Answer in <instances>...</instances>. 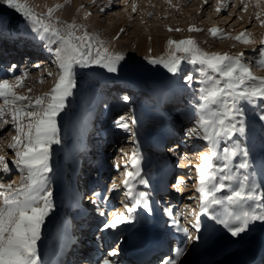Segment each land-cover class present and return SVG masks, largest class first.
I'll use <instances>...</instances> for the list:
<instances>
[{
    "label": "rangeland",
    "instance_id": "rangeland-1",
    "mask_svg": "<svg viewBox=\"0 0 264 264\" xmlns=\"http://www.w3.org/2000/svg\"><path fill=\"white\" fill-rule=\"evenodd\" d=\"M18 2L26 4L46 22L50 19L58 29L77 24L80 26L77 35L86 30L110 53L124 57L114 73L99 66L77 68V87L56 118L60 143L51 145L52 171L47 174L54 208L45 219L37 242L40 264H91L98 252V257L104 258L113 248L119 249L117 264H163L164 259L173 255L175 244L184 239L175 229L176 221L194 236L201 237L187 244L178 264H264V223L257 222L241 238H233L207 214H201L200 232L196 233L193 228L196 214L200 213L196 166L203 153L209 151L208 142L186 135L198 118L195 89L201 79L200 66L183 61L181 71L174 75L163 64L150 63L152 59H169L174 51L168 45L169 40L192 39L208 53L231 56L244 53L243 63L253 75L264 77V67L256 62V52L264 46L260 43L264 39V26L256 14L260 13L264 19V3L257 6L256 0L243 3L241 0ZM56 5L61 7L48 18L47 10ZM0 20L7 25L3 31L8 35L0 34L1 79L22 76L25 72L19 70L20 65L25 67L30 63L23 87L16 91L33 99L50 92L59 69L53 54L47 50L48 40L41 39L32 31L31 21L4 5L3 0H0ZM193 26L202 31H189ZM213 28L227 36L213 37L209 32ZM242 32L255 43L245 44L234 39ZM98 46L94 42V47ZM176 56L182 57L184 53L177 52ZM13 64L18 66L13 68ZM31 69H34L33 77ZM188 74L194 78L192 86L185 83L184 77ZM165 94H169V100L161 102ZM245 112L246 137L237 134L233 140L239 139L242 145L248 146L251 162L248 172L257 183L264 184V169L261 170L264 168L261 132L264 122L258 119L260 107L246 105ZM121 116L125 117L130 131L115 127L113 122ZM4 120L9 123L3 124ZM15 135L11 113L5 111L0 116V156L5 157L10 171L0 170V183H11L14 187L21 179V173L12 163L15 152L9 147ZM227 144L230 146L231 141ZM224 146L222 141L221 148ZM134 150L139 154L140 176L148 184H139L140 177H137L133 181V196L144 192L152 215L148 209L139 207L131 223L105 230L104 221L110 220L113 213L125 212V206L133 202L126 195L124 180L125 172L133 171ZM240 159L237 156L232 164ZM113 183L115 189H112ZM96 192L103 199H98ZM166 209L171 210V215ZM101 211L104 216L99 214ZM153 212L159 215L158 220ZM61 227L69 230L71 237L58 244ZM106 231H114L116 236L112 239ZM157 237L160 244L156 246L152 243ZM123 239L137 246L134 254H122Z\"/></svg>",
    "mask_w": 264,
    "mask_h": 264
},
{
    "label": "snow or ice",
    "instance_id": "snow-or-ice-1",
    "mask_svg": "<svg viewBox=\"0 0 264 264\" xmlns=\"http://www.w3.org/2000/svg\"><path fill=\"white\" fill-rule=\"evenodd\" d=\"M3 3L22 13L31 21L32 31L41 39L48 40L47 50L53 54L54 63L59 69L57 81L51 91L35 99L16 91L23 87L22 81L28 75L26 72L17 76L14 82L0 79V116L5 111L11 113L16 135L9 147L15 152L12 163L21 173L20 183L15 187L11 183H0V264H40L37 242L41 238L45 219L54 208L47 174L52 171L49 164L51 145L60 143L56 118L64 111L68 97L73 95V90L77 87V68L99 66L114 73L124 57L119 53H110L103 47L102 42L86 30L77 35L80 26L75 23L58 29L50 19L46 22L45 18L38 16L18 0H3ZM256 3L259 6L264 0H256ZM59 7L61 6L56 5L49 8L46 16L51 18ZM247 7L245 3V10ZM217 11H220V7H217ZM256 19L264 26L260 13L256 14ZM6 27L0 20V34ZM189 31L202 29L193 26ZM209 32L213 37L227 36L216 28L209 29ZM234 39L245 44L255 43L243 32ZM94 42L99 46L94 47ZM260 43L264 45V39ZM52 45L57 46L53 48ZM168 45L174 49L169 59H152L150 63L163 64L174 75L181 71L180 65L183 61L200 66L198 71L201 79L197 81L199 87L195 89L198 118L195 126L187 129L186 135L208 142L209 151L203 153L200 164L196 166L200 213L196 214L197 222L193 228L199 233V215L207 214L231 237L241 238L257 222L264 223V184L257 183L254 175L248 172L251 167L248 146L242 145L239 139L233 140V137L237 134L246 137V105L260 107L258 119L264 122V77L253 75L250 68L243 63L244 53L238 56L208 53L192 39L169 40ZM177 52L184 53V56H176ZM256 56L258 66L264 67V46L256 52ZM184 80L187 85H193L194 78L191 74L186 75ZM8 123V120L3 121V124ZM113 123L117 128L131 130L123 116ZM261 132L264 134V124L261 125ZM222 141L225 142L223 148ZM228 141H231L230 146ZM237 156L241 159L232 164ZM131 167L133 171L125 172L124 185L127 189L126 195L132 197L133 202L125 206V212L113 213L110 220H105L102 224L105 230H115L120 225L131 223L133 213L139 207L151 211L144 192L133 196V181L137 177H140L139 184H148L140 176L139 154L135 150L131 157ZM0 170L10 171L3 156H0ZM115 188L116 184L113 183L112 189ZM94 195L103 199L99 192ZM217 208H222L223 211H216ZM166 211L171 215L170 209ZM99 214L105 215L103 211ZM174 226L184 239L175 247L173 255L163 260V264H178L186 252L187 244L201 239L199 235L194 236L187 227H181L179 221ZM118 252V248H113L97 264H117L113 258Z\"/></svg>",
    "mask_w": 264,
    "mask_h": 264
},
{
    "label": "bare ground",
    "instance_id": "bare-ground-1",
    "mask_svg": "<svg viewBox=\"0 0 264 264\" xmlns=\"http://www.w3.org/2000/svg\"><path fill=\"white\" fill-rule=\"evenodd\" d=\"M206 5V4H205ZM52 24H54V23H52ZM2 33H4L5 34V36L7 37L8 35H7V33H6V31H2ZM2 43H3V41H2ZM10 63H11V61H9V63H8V66L10 65ZM29 64L30 63H28L27 65H25V67H23V68H21V69H19L20 71H25L26 70V68H27V66H29ZM13 65H15V64H13ZM16 66H18V65H16ZM6 67V66H5ZM6 70H8V68L6 67ZM33 70L34 69H31V71H32V77H33V75L35 76V74L33 73ZM0 79H1V77H0ZM9 81H12V82H14L15 81V79H11V80H9ZM22 83H23V81H22ZM165 100H169V94H165V95H163L161 98H160V101L161 102H163V101H165ZM179 106H180V104H179ZM174 108H176V106L174 107ZM193 110H195V109H193ZM262 169H264V168H261V170ZM148 213V212H147ZM149 215H152L150 212H149ZM153 216H155V219L156 220H158V218H159V215H157V213L156 212H153ZM213 226V225H212ZM216 227V226H215ZM215 227H213V232H215ZM64 227H61L60 228V230H59V233H58V244L59 243H61V242H64V241H67L71 236H70V233H69V230H67V229H63ZM221 228L223 229V227L221 226ZM211 229V228H210ZM217 232V231H216ZM225 232H226V230H225ZM106 233H107V236H110L112 239L116 236V233H114V231H106ZM227 233V232H226ZM221 235V234H220ZM117 238H119V237H117ZM111 239V240H112ZM111 240L109 241V242H111ZM154 240V238L151 240V241H153ZM157 240H159L158 242H157ZM154 243H152V244H154V245H158V244H160V238H156L154 241H153ZM179 243H177V244H175V246H177ZM134 245V244H133ZM148 245V244H147ZM120 249H122V254L124 253L125 254V256H127V255H132V254H134L136 251H137V246L135 247V246H132V245H130L129 243H127V241H126V239H123L122 240V242H121V244H120ZM140 251V250H139ZM142 251V250H141ZM98 254V256H99V252L97 253ZM138 254H140V252L138 253ZM83 255V254H82ZM85 255V254H84ZM97 256V258H99V259H101V256L100 257H98ZM108 256V255H107ZM118 256H116V258H117ZM167 257V256H166ZM75 258H78L77 256H75ZM105 258V257H104ZM114 259V258H113ZM92 261V260H91ZM72 264V263H71Z\"/></svg>",
    "mask_w": 264,
    "mask_h": 264
}]
</instances>
